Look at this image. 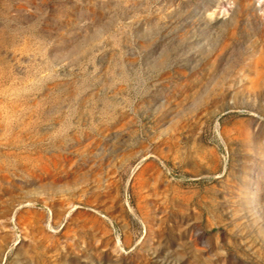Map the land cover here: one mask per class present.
<instances>
[{"label":"rangeland","instance_id":"obj_1","mask_svg":"<svg viewBox=\"0 0 264 264\" xmlns=\"http://www.w3.org/2000/svg\"><path fill=\"white\" fill-rule=\"evenodd\" d=\"M0 264H264V0H0Z\"/></svg>","mask_w":264,"mask_h":264}]
</instances>
